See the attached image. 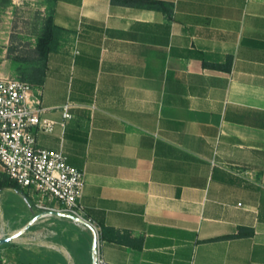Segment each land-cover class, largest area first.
Here are the masks:
<instances>
[{"label": "crops", "instance_id": "crops-1", "mask_svg": "<svg viewBox=\"0 0 264 264\" xmlns=\"http://www.w3.org/2000/svg\"><path fill=\"white\" fill-rule=\"evenodd\" d=\"M149 1H55L38 146L84 173L107 262L264 264V0Z\"/></svg>", "mask_w": 264, "mask_h": 264}, {"label": "built area", "instance_id": "built-area-1", "mask_svg": "<svg viewBox=\"0 0 264 264\" xmlns=\"http://www.w3.org/2000/svg\"><path fill=\"white\" fill-rule=\"evenodd\" d=\"M6 53L4 49L0 59ZM69 109V105L64 109L65 119L70 118ZM44 113L41 88L8 73L5 63L0 62V168L37 204L55 202L60 206L56 209L57 216L70 219L90 233L92 264H115L103 258L101 227L87 216L82 204L84 173L69 164L62 148L50 150L38 146L37 133H52L55 126V122L43 117Z\"/></svg>", "mask_w": 264, "mask_h": 264}, {"label": "rangeland", "instance_id": "rangeland-1", "mask_svg": "<svg viewBox=\"0 0 264 264\" xmlns=\"http://www.w3.org/2000/svg\"><path fill=\"white\" fill-rule=\"evenodd\" d=\"M54 4V0H0V55L7 50L0 62L5 63L8 73L29 81V74L36 66L34 50ZM2 174L5 173L0 168ZM58 208L55 202L37 204L25 192L12 188L1 190L0 240L18 234L28 219L37 221L20 237L0 242V264H65L59 258L72 261L70 246L80 238L83 239L80 249L87 252L89 239L93 243L90 233L70 219L57 216Z\"/></svg>", "mask_w": 264, "mask_h": 264}, {"label": "trees", "instance_id": "trees-1", "mask_svg": "<svg viewBox=\"0 0 264 264\" xmlns=\"http://www.w3.org/2000/svg\"><path fill=\"white\" fill-rule=\"evenodd\" d=\"M122 3L127 4V5L139 6V7H148L151 9H162L163 10L165 8V4L159 1L122 0ZM60 32H61V29L54 24L53 16L51 13V15L46 20L44 32L38 38V41H37V44L34 50L35 58L33 62H34V65L36 66L32 69V73L29 74V81H28L32 85L42 86L44 84L45 76H46L47 69H48L49 57L52 53H54L57 50ZM4 188H14L19 191L21 190V187L15 181L11 180L7 174H2L0 176V190ZM230 238L232 237H226L225 239H230ZM86 239H89V237ZM82 240L83 239L80 238V240H78L71 246L72 254L74 255V257H77V259L79 260L86 259V256H87V252L84 251V248H82L83 249L82 250L80 249V246H79ZM91 241L89 239V244H91Z\"/></svg>", "mask_w": 264, "mask_h": 264}, {"label": "bare ground", "instance_id": "bare-ground-1", "mask_svg": "<svg viewBox=\"0 0 264 264\" xmlns=\"http://www.w3.org/2000/svg\"><path fill=\"white\" fill-rule=\"evenodd\" d=\"M36 221H37V219H34L30 224H28V227L30 228ZM25 231H26V228H23L21 231L18 232V234L14 235L13 237H10V238H8L6 240H0V242L4 243V242L12 241V240H14L17 237H20Z\"/></svg>", "mask_w": 264, "mask_h": 264}]
</instances>
